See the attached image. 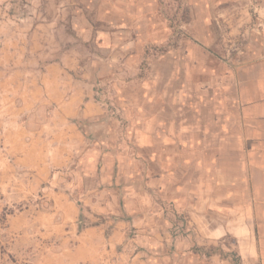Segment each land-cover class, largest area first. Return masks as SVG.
<instances>
[{"label":"crops","instance_id":"1","mask_svg":"<svg viewBox=\"0 0 264 264\" xmlns=\"http://www.w3.org/2000/svg\"><path fill=\"white\" fill-rule=\"evenodd\" d=\"M206 1L195 0L202 25L204 5L235 35L264 24V0ZM60 2L66 23L17 25L54 43L19 33L0 46L4 155L60 186L42 216L57 250L36 264H236L206 250L230 239L237 264H264V45L236 63L187 36L161 50L172 32L159 0Z\"/></svg>","mask_w":264,"mask_h":264},{"label":"rangeland","instance_id":"2","mask_svg":"<svg viewBox=\"0 0 264 264\" xmlns=\"http://www.w3.org/2000/svg\"><path fill=\"white\" fill-rule=\"evenodd\" d=\"M159 1L162 5L161 14L168 19V25L171 27L172 32L170 39L172 43L170 40L167 41L165 47H158L161 50H170L175 45L183 44L187 36L203 41L206 48L212 52L215 60L236 63L246 56L245 50L247 54L251 50L247 45H252L251 48L259 44L264 45V35L258 32L260 29L264 30V24L258 22L256 18L249 22L248 32L235 35L232 33L233 23L235 22L224 16L218 17L217 8L209 11L207 6L204 5L205 12L208 13V20L202 25L201 21L198 20L201 12L196 8L195 0H189L187 5H182V3L188 2V0ZM203 1L207 2L206 0ZM221 7L224 9L221 13H225V10L230 6L223 4ZM67 13L68 6L64 2L57 5L50 3V0H0V46L3 45L2 40L4 38L7 40L10 38L11 41L19 39V33L23 34L21 37L23 44L27 40V45L35 47L39 46L40 42L47 46L51 45L54 43V38L51 37L41 38L32 34L26 38L24 34H31V31L25 30L24 27L20 29L17 26L18 21H20L19 18L35 17L36 15L38 22H40V18L50 19L54 15H60L62 21L66 23ZM209 13L214 14L209 16ZM22 22L20 21L21 24H23ZM239 22V25L242 24V21ZM6 24H9V30H6L8 26ZM9 32L11 36H8ZM14 32L17 33V37H14ZM179 32L183 34H179ZM58 40L61 42V38H58ZM156 49L157 47L151 48L148 54L151 57L161 55L162 51ZM250 52L252 53V50ZM149 57H146L143 62V72L150 71L152 58ZM116 72L118 71L112 72L111 75L107 76V79L111 77L109 79L111 80L114 76H117ZM113 84V82L110 84L111 94L115 92ZM3 87L0 86V98H2V91L5 92ZM14 87L15 85L12 84L10 86L11 90ZM99 88L101 90L100 86ZM97 92L96 97L99 98L103 93ZM1 121L2 113L0 110V125ZM53 189H60L55 181H45L43 183L35 181L33 175L21 171L12 159L10 160L4 155L2 134H0V264H36L37 259H40L43 252L57 250L54 241L42 237L44 224L47 223L46 220L42 219V216L51 211L52 198L50 194L54 192ZM183 220L186 224L185 230L190 234L192 229L187 227L189 224L188 219L184 218ZM233 243L234 240L230 239L228 242L217 245V247L210 246L206 250L211 254L217 248L220 253L232 255L234 262L237 264L240 259L236 258Z\"/></svg>","mask_w":264,"mask_h":264},{"label":"trees","instance_id":"3","mask_svg":"<svg viewBox=\"0 0 264 264\" xmlns=\"http://www.w3.org/2000/svg\"><path fill=\"white\" fill-rule=\"evenodd\" d=\"M78 123H82L81 121H79ZM86 222H87V218L86 217H84L83 215H81L80 216V222H79V231L81 232L86 226H88L87 224H86ZM107 234H109V231H108V233Z\"/></svg>","mask_w":264,"mask_h":264},{"label":"built area","instance_id":"4","mask_svg":"<svg viewBox=\"0 0 264 264\" xmlns=\"http://www.w3.org/2000/svg\"><path fill=\"white\" fill-rule=\"evenodd\" d=\"M184 219V218H183Z\"/></svg>","mask_w":264,"mask_h":264}]
</instances>
